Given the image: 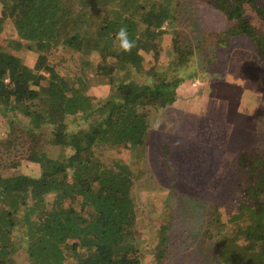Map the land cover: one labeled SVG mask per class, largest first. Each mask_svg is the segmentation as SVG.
Returning <instances> with one entry per match:
<instances>
[{
	"label": "trees",
	"instance_id": "trees-1",
	"mask_svg": "<svg viewBox=\"0 0 264 264\" xmlns=\"http://www.w3.org/2000/svg\"><path fill=\"white\" fill-rule=\"evenodd\" d=\"M257 1L0 0V264L143 263L133 187L158 155L156 120L193 76L183 74L192 50L178 41L181 8L222 13L231 25L220 40L252 41L263 63L264 28L248 14L264 24ZM166 27L177 35L170 46ZM22 49L36 54L33 65ZM93 70L105 98L87 93ZM221 193L205 232L213 264H264V147L238 149ZM161 237L157 264L167 256Z\"/></svg>",
	"mask_w": 264,
	"mask_h": 264
},
{
	"label": "rangeland",
	"instance_id": "rangeland-1",
	"mask_svg": "<svg viewBox=\"0 0 264 264\" xmlns=\"http://www.w3.org/2000/svg\"><path fill=\"white\" fill-rule=\"evenodd\" d=\"M257 2L264 7V0ZM181 11L178 27L183 32L178 41L192 50L183 74L193 76L178 86L176 101L166 107V113L155 118L158 155L150 158L152 166L133 187L137 219L146 233L144 247L140 245L142 264L158 263L161 233L168 244L165 264H213L215 243L205 232L222 194V182L232 171L238 149L264 147V62L255 44L229 35L227 43L220 40L231 23L206 5L184 3ZM248 14L254 26L264 28L255 10L249 8ZM163 31V44L172 45L177 35L167 27ZM13 35L12 29L6 30V36ZM14 48L20 47L14 43ZM27 52L22 49L19 54L33 65L37 56ZM160 56L167 60L163 52ZM154 63V56L147 55L143 64L149 69ZM87 74L96 83L87 93L105 98L107 84L94 70ZM161 144L167 146L165 153H160ZM23 256H27L25 249L19 259Z\"/></svg>",
	"mask_w": 264,
	"mask_h": 264
},
{
	"label": "clouds",
	"instance_id": "clouds-1",
	"mask_svg": "<svg viewBox=\"0 0 264 264\" xmlns=\"http://www.w3.org/2000/svg\"><path fill=\"white\" fill-rule=\"evenodd\" d=\"M118 37L121 41V47L125 50H129L132 47V42L128 39V33L125 28H121Z\"/></svg>",
	"mask_w": 264,
	"mask_h": 264
}]
</instances>
